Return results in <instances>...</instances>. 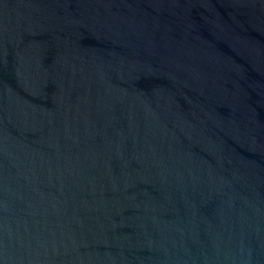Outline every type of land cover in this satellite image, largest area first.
<instances>
[{
    "label": "water",
    "instance_id": "1",
    "mask_svg": "<svg viewBox=\"0 0 264 264\" xmlns=\"http://www.w3.org/2000/svg\"><path fill=\"white\" fill-rule=\"evenodd\" d=\"M0 264H264V0H0Z\"/></svg>",
    "mask_w": 264,
    "mask_h": 264
}]
</instances>
